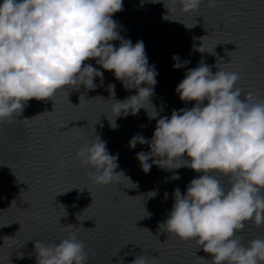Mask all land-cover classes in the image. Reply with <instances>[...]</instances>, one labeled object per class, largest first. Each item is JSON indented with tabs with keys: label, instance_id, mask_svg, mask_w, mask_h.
Returning a JSON list of instances; mask_svg holds the SVG:
<instances>
[{
	"label": "water",
	"instance_id": "water-1",
	"mask_svg": "<svg viewBox=\"0 0 264 264\" xmlns=\"http://www.w3.org/2000/svg\"><path fill=\"white\" fill-rule=\"evenodd\" d=\"M208 4L201 0L197 11L184 12L172 0H123V10L113 15L124 39L144 42L149 66L158 73L151 103L143 102L145 109L136 115L116 117L112 99L124 100L136 90L126 89L112 72L90 60L86 63L103 72V84L94 79L95 90L66 86L51 99L28 101L21 116L0 122V264H37V240L58 244L71 232L84 242L88 264H131L137 255L156 257L159 264H211L195 241H182L159 228L171 211L174 189L184 194L202 173L180 167L177 180L173 171L155 165L145 173L136 154L148 152V145L129 147L134 135L150 140L159 118L194 105L182 102L175 89L201 60L213 73L237 72L242 95L251 92L264 99V0ZM112 43L119 46V41ZM201 45L203 53L197 50ZM174 55L178 62L190 63L174 69ZM109 84L115 85L114 98ZM114 119L116 129L109 126ZM96 136L106 142L109 154H118L115 171L126 177L108 185L89 178L94 169L76 153ZM211 174L230 187L228 177ZM237 236L247 246L264 238V224L247 221Z\"/></svg>",
	"mask_w": 264,
	"mask_h": 264
},
{
	"label": "clouds",
	"instance_id": "clouds-1",
	"mask_svg": "<svg viewBox=\"0 0 264 264\" xmlns=\"http://www.w3.org/2000/svg\"><path fill=\"white\" fill-rule=\"evenodd\" d=\"M172 3L190 12L199 9L201 0ZM208 6L214 7L215 0H209ZM122 10L123 0H0V122L21 116L28 101L51 99L66 86L95 90L94 79L99 77L103 84V72L86 63L90 60L112 72L126 89L136 90L124 100L112 99L116 117L136 115L143 102L151 103L158 73L149 66L144 42L133 44L120 35L113 15ZM197 50L204 52L202 45ZM173 61L174 69L190 63L178 62V55ZM239 80L237 72L213 73L201 60L175 89L182 102L194 101V105L159 118L150 140L137 134L129 141L132 149L148 145V152L136 154L145 173L153 165L173 171L177 180L175 170L180 167L202 173L190 181L184 194L174 189L171 211L159 228L182 241H195L198 250L210 255L211 264H264V238L245 246L237 236L247 221L264 224V99L251 92L242 95L236 86ZM114 89V84L108 85L113 98ZM157 116L156 112L149 118ZM109 126L118 127L115 119ZM76 158L94 169L89 178L97 185L125 176L115 171L118 154H109L98 136L81 147ZM173 163L176 167H168ZM211 173L228 177L230 187ZM34 248L37 264H88L85 244L76 232L58 244L37 240ZM131 264L159 261L137 255Z\"/></svg>",
	"mask_w": 264,
	"mask_h": 264
}]
</instances>
